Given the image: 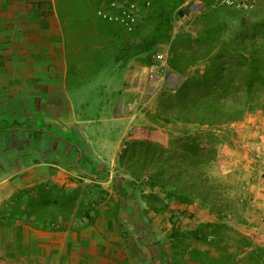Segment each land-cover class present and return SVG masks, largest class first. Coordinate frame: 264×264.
<instances>
[{"label":"rangeland","instance_id":"1","mask_svg":"<svg viewBox=\"0 0 264 264\" xmlns=\"http://www.w3.org/2000/svg\"><path fill=\"white\" fill-rule=\"evenodd\" d=\"M85 1L78 0L74 7L73 0H64L62 5L66 83L80 82L84 86L83 83L93 81L108 90L129 89L123 91L122 102L112 106L118 114L133 115L128 123L131 137L124 146L134 141L160 146L162 155L158 151L136 150L133 162L138 168L145 157L160 156L164 167L154 174L159 182L168 185L162 187L147 175L133 176L131 168L116 162L111 170L116 184H83L77 203L94 204L92 208L98 209L103 218L110 217L106 214L116 206L121 210L120 219L123 212L128 219L126 210H141L142 218L136 221L142 226L140 232L137 227L134 231L112 228L113 232H105L108 240L124 244L134 260L132 264H264V111L251 107L233 123L201 126L186 122L192 118L181 111L183 94L175 96L183 76L187 78L204 69L205 60L191 63L189 56L192 51L197 56L204 55L207 46L193 43V39L210 30L219 46L235 56L232 61L221 56L235 70V99H257L256 94L247 95L246 86L250 82L264 88V79L248 77L253 50L260 59L256 65L264 72V0L246 12L231 8L211 10L207 0H192L203 7L190 8L186 16L176 15L171 35L173 39L185 40L179 48L183 76L167 69L168 44L160 47L157 53L163 57L160 61L153 58L151 67L131 63L126 69L114 65L115 48L110 38L100 37L93 21L74 15ZM149 21L142 19L138 34L151 28L153 22ZM114 35L122 38L126 33L117 29ZM216 48L217 45L214 51ZM228 72L222 71L224 81L230 78ZM183 142L195 145L191 158L182 157ZM172 182L183 188L190 203L166 198L165 192L176 190L170 188ZM98 213L84 223L94 221Z\"/></svg>","mask_w":264,"mask_h":264},{"label":"crops","instance_id":"2","mask_svg":"<svg viewBox=\"0 0 264 264\" xmlns=\"http://www.w3.org/2000/svg\"><path fill=\"white\" fill-rule=\"evenodd\" d=\"M63 4L0 0V264H132L124 244L105 232H140L141 210L120 219V209L108 218L97 209L94 221L66 231L32 229L4 213L15 194L40 184L114 186L111 170L131 137L133 115L112 107L129 89L66 83Z\"/></svg>","mask_w":264,"mask_h":264},{"label":"trees","instance_id":"3","mask_svg":"<svg viewBox=\"0 0 264 264\" xmlns=\"http://www.w3.org/2000/svg\"><path fill=\"white\" fill-rule=\"evenodd\" d=\"M100 1L86 0L84 4L79 5L80 8L74 15L80 20L85 17L87 21H93L98 28V35L110 38V43L115 48L112 53L114 65L126 69L130 67L131 63L151 67L154 65L153 58L160 47L168 44L170 45V56L167 59V69L183 76L184 67L179 60L181 55L179 48L185 40H178L180 37L173 39L171 31L176 12L186 0H150V5L145 9L143 19L144 21L145 19L146 21L150 20L153 23L151 28L142 34L137 32L141 25L133 32L126 33L119 26L98 19L94 12ZM209 4L210 0H207V6ZM117 29L126 33L125 37L115 36L114 31ZM193 43L205 44L207 51L202 56H197L196 52L192 51L189 56L190 62L193 63L197 59H203L206 61V65L201 72L196 71L187 78L183 76L179 87L175 89V96H178L180 92L183 94L181 98L183 110L181 111L192 118L191 120L186 119V122L192 121L201 126L229 124L239 120L246 110L253 107L261 108L264 111V88L259 85L253 86L252 83L248 82L246 86L248 96L258 95L256 100L235 99V94L238 91V87L235 86L234 82L235 70L231 66L232 64L227 66L226 60L221 58V56L226 55L232 61L235 56L227 54L226 50L219 46L217 38L211 34L210 30H205L195 36ZM216 45L217 48L214 51ZM259 60V56L253 50L248 64V77L250 79H264L263 68L260 69L256 65ZM244 61L248 60L245 59ZM224 69L229 71L230 78L227 81L223 80L222 71ZM180 146L182 157L191 158L195 145L183 142ZM141 148L156 153V151L159 152L160 146L152 142H128L120 151L117 163L127 166L128 169L131 168L133 176L147 175L146 177L152 182L162 184V187L167 186L168 184L159 182L157 174H154L155 170L164 167L161 159H159L160 156L158 158L156 156L145 157L140 166L135 167L133 158L136 150ZM159 153L162 155V152ZM145 168H151L152 171L144 170ZM82 185L80 184L70 190L46 184L33 186L15 194L6 204L4 213H8L7 217L10 219L24 221L32 229L43 231L71 230L77 224V221L78 223L82 220L91 221L92 214L96 211V208H92L94 204L92 206L85 204L84 206L77 203L79 188ZM169 186L171 189L176 190L172 192L166 190L165 196L167 199L182 204L191 202L187 194L182 191L183 188L179 187L177 183L172 182ZM90 191L93 192L92 189ZM91 193L87 194L91 195ZM113 210L117 211V206Z\"/></svg>","mask_w":264,"mask_h":264},{"label":"built area","instance_id":"4","mask_svg":"<svg viewBox=\"0 0 264 264\" xmlns=\"http://www.w3.org/2000/svg\"><path fill=\"white\" fill-rule=\"evenodd\" d=\"M263 0H210L209 9L231 8L241 12L250 10L256 3ZM194 9L202 8L200 3L192 2ZM150 5V0H101L95 10V16L105 22L114 24L131 33L140 25L145 9ZM163 55L157 53L154 56L160 61Z\"/></svg>","mask_w":264,"mask_h":264},{"label":"water","instance_id":"5","mask_svg":"<svg viewBox=\"0 0 264 264\" xmlns=\"http://www.w3.org/2000/svg\"><path fill=\"white\" fill-rule=\"evenodd\" d=\"M192 2H193L192 0H188L183 8L177 10L176 15L178 17H182V16L188 15L190 13V7L192 5Z\"/></svg>","mask_w":264,"mask_h":264},{"label":"bare ground","instance_id":"6","mask_svg":"<svg viewBox=\"0 0 264 264\" xmlns=\"http://www.w3.org/2000/svg\"><path fill=\"white\" fill-rule=\"evenodd\" d=\"M194 7H195V6H194V4H192L190 8H192V9H193ZM143 71H145V69H143Z\"/></svg>","mask_w":264,"mask_h":264}]
</instances>
